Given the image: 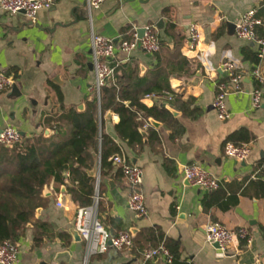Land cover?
I'll return each instance as SVG.
<instances>
[{"label":"crops","instance_id":"0c3cea01","mask_svg":"<svg viewBox=\"0 0 264 264\" xmlns=\"http://www.w3.org/2000/svg\"><path fill=\"white\" fill-rule=\"evenodd\" d=\"M86 2L58 0L53 8L40 10L35 21L24 13L0 9V72L14 78V84L0 92V131L13 125L25 133V139L43 135L51 144L71 140L70 109L84 111L88 101L97 97L92 90V31L118 42L129 27L155 24L160 39L173 47L175 39L167 32L173 23L184 40L181 53L190 59L193 73L173 76L171 86L184 98L194 96L200 114L196 118L184 115L168 95L144 97L147 106L172 110L183 131L174 135L165 123L156 120L160 124L156 127L150 120L161 144L154 147L145 139V146L137 150L118 135L119 115L112 111L108 116L111 110L102 115L100 109L101 134L110 135L130 162L144 168L142 190L149 208L148 217L136 219L128 205L127 180L116 175L115 166L111 176L102 179L104 210L100 219L112 234L131 231L141 235L154 227L162 230L167 238L180 243V261L187 264H264V100L260 108H253L251 94L258 86L251 73L258 63V45L235 32L236 22L251 8L257 7L264 15V0H105L93 11L92 20ZM191 23L201 27L195 49L185 43ZM258 35H264L262 27ZM227 58L237 61L244 91L230 89V117L220 120L213 101L218 83L228 80L221 68ZM157 63L156 54L142 49L129 56L118 50L112 60L118 69L126 64L140 69V76ZM262 65L264 71V61ZM116 82L117 77L111 83ZM227 141L249 144L248 158L240 161L226 155ZM191 163L219 177L220 188L206 190L187 183L184 166ZM44 195L48 202L37 210L36 219L49 223L54 236L36 246L34 228L29 225L18 239V264H85L86 243L74 235L79 206L65 185L56 188L54 177ZM216 221L233 229L247 227L253 241H241L223 254L206 238V226ZM142 249L141 245L131 250L110 248L90 257L88 264H170L164 258L144 261Z\"/></svg>","mask_w":264,"mask_h":264},{"label":"trees","instance_id":"16d2710c","mask_svg":"<svg viewBox=\"0 0 264 264\" xmlns=\"http://www.w3.org/2000/svg\"><path fill=\"white\" fill-rule=\"evenodd\" d=\"M131 28H127V38L131 36V33L127 34ZM167 32L174 37V46L161 40V51L155 53L158 63L149 73L140 76V69L130 64L116 68L117 82L104 87L101 99L92 98L84 111L70 109L74 126L71 140L51 144L46 142L43 135H35L28 139L22 137L12 147L0 143V242L11 240L18 243L20 235L29 225L34 228L36 246L54 236L49 223L36 219L37 210L47 205L44 188L52 177L58 190L63 185L67 187L78 208L90 205L95 194L96 178L89 171L97 166L100 159L102 193V179L111 176L115 170L111 158L122 151L110 135L101 134L100 109L102 115L108 110L119 115L120 120L116 125L118 135L137 150L145 146V139L154 147L161 144L157 129L152 125L145 127L151 119L168 125L174 135L183 131L172 110L144 104L143 98L147 95H165L169 92L179 111L193 118L199 116L195 97L184 98L183 93L176 92L171 86L173 76L183 77L193 71L190 59L181 53L184 40L176 33L173 23L167 27ZM116 175L124 176L120 168ZM103 210L101 199L100 215ZM133 236L134 248L141 245L143 251L164 244L172 254L170 264H187L180 261V243L167 238L162 230L147 228L141 235Z\"/></svg>","mask_w":264,"mask_h":264},{"label":"built area","instance_id":"2783aa9c","mask_svg":"<svg viewBox=\"0 0 264 264\" xmlns=\"http://www.w3.org/2000/svg\"><path fill=\"white\" fill-rule=\"evenodd\" d=\"M86 6L90 20L92 13L99 9L105 0H86ZM58 0H0V9L9 14L24 13L30 20L35 21L38 13L42 9H51L57 4ZM264 29V15L259 13L257 7L243 13L236 22L235 32L238 37L256 42L258 45V63L252 68V76L258 82V86L251 92L253 108H260L264 100V71L262 63L264 61V35H258V29ZM139 28L132 26L127 33L131 36H121L118 42L114 38L92 31V54L95 81L92 90L101 99L104 87L116 80V66L112 60L116 57L117 51L129 56L134 50L142 49L145 52L157 53L161 51V39L158 28L155 24L144 26L143 37L139 36ZM201 39V27L197 23H191L189 34L186 36L185 43L189 49L198 47ZM222 70L226 73L227 81L218 83V92L214 98L213 106L217 111L220 120L230 117L227 105V95L230 89L237 92L244 91L242 86L243 75L239 72V65L233 58L223 61ZM14 84V78L0 72V92L5 91ZM165 95L170 96L169 92ZM151 96V95H147ZM155 96V95H153ZM172 97V96H170ZM150 126L146 122L145 127ZM22 134L13 125H7L0 131V143L7 147H12L22 140ZM226 155L240 161H245L251 152L249 144H237L234 141H227L224 146ZM114 165L120 168L127 180L130 190L128 205L134 212L136 219H144L149 215V208L146 203V196L142 190L144 182V168L130 160L122 153L114 155L112 158ZM100 159L97 164V178L93 202L90 205L78 208L75 221V229L86 243V259L88 264L90 257L96 254L107 252L110 248L118 250H131L134 245V236L131 231H122L119 234H112L101 221L99 216V204L102 199L100 193ZM264 169V162L261 166ZM184 178L192 186H198L206 190H216L221 186V179L215 174L205 169L198 163H191L184 166ZM59 206H63L61 201ZM206 238L211 244L218 243L219 250L224 254L237 246L241 241L250 244L253 235L247 227L238 229L230 228L221 222H210L206 226ZM144 261L164 258L168 263L172 262V254L169 249L161 244L159 247H149L143 250ZM20 262V246L11 241L0 242V264H18Z\"/></svg>","mask_w":264,"mask_h":264},{"label":"water","instance_id":"95a60500","mask_svg":"<svg viewBox=\"0 0 264 264\" xmlns=\"http://www.w3.org/2000/svg\"><path fill=\"white\" fill-rule=\"evenodd\" d=\"M162 23H163V21L159 22V24H158L159 28H162ZM138 32H139V36H140V37H143V36H144V33H145V28H144V27H140ZM143 69H145V68L143 67ZM193 82H194V80H192V83H193ZM107 115H108V116H111V115H112V111H108ZM151 123H152L153 125H155L156 127H159V125H160V124H159L156 120H154V119H151ZM21 134H22L23 137L25 136V133H24V132H21ZM89 173H90L92 176L97 177V167H95L93 170H90ZM187 183H188V182H187ZM63 189H65V187H63ZM45 193L48 194V195L50 194L49 191H48V188H46ZM74 235H75L76 237H80V236H79V233L77 232V230H74ZM215 246H216L217 248H219V244H218V243H215Z\"/></svg>","mask_w":264,"mask_h":264}]
</instances>
